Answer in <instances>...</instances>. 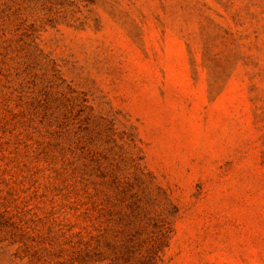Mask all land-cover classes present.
Wrapping results in <instances>:
<instances>
[{
	"label": "rangeland",
	"instance_id": "rangeland-1",
	"mask_svg": "<svg viewBox=\"0 0 264 264\" xmlns=\"http://www.w3.org/2000/svg\"><path fill=\"white\" fill-rule=\"evenodd\" d=\"M0 264H264V0H0Z\"/></svg>",
	"mask_w": 264,
	"mask_h": 264
}]
</instances>
